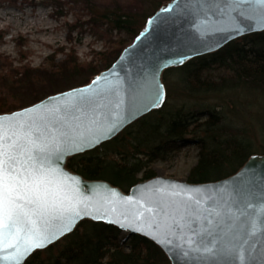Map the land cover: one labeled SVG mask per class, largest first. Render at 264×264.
<instances>
[{"label": "water", "instance_id": "obj_1", "mask_svg": "<svg viewBox=\"0 0 264 264\" xmlns=\"http://www.w3.org/2000/svg\"><path fill=\"white\" fill-rule=\"evenodd\" d=\"M260 31L261 0H168L88 83L0 113V152L19 161L25 160L22 151L38 157L48 187L67 209L31 217L35 231L12 229L4 235L0 229V264H22L84 219L148 238L169 264H264V153L252 154L236 172L217 180L192 183L156 175L127 192L65 166L68 157L97 147L160 108L166 99L165 69ZM29 237L48 242L27 253Z\"/></svg>", "mask_w": 264, "mask_h": 264}, {"label": "trees", "instance_id": "obj_2", "mask_svg": "<svg viewBox=\"0 0 264 264\" xmlns=\"http://www.w3.org/2000/svg\"><path fill=\"white\" fill-rule=\"evenodd\" d=\"M52 1L58 6L69 4L82 14L85 20L79 17L76 22L94 29L106 47L94 52L86 62L79 60L71 47L62 59L56 60V54L51 53L37 67L14 64V60L0 53V113L88 83L112 64L147 17L168 0H129L113 6L97 0ZM3 33L0 30V41ZM243 36L252 44L249 50L244 47L246 41L239 45L237 40H231L219 51L196 56L174 68L176 72H185V84H167L166 99L160 108L141 116L97 147L68 157L65 166L85 179L106 180L127 192L137 182L156 176L152 164L165 160L171 151L181 147L195 145L199 149L197 160L185 177V181L192 183L226 177L252 154L264 153V121L256 124L249 120V126L232 125L222 111L214 107L193 111L181 97L185 93L196 98L216 92L226 86L223 82L227 79L264 93V31ZM248 51H252L251 57L246 56ZM234 54L238 59L233 61L239 66H235L232 77L220 81L202 77L208 59ZM19 56L20 61L26 58L21 50ZM254 116L261 120L263 114ZM22 264H169V261L154 242L140 234H127L114 225L84 219L58 241L35 250Z\"/></svg>", "mask_w": 264, "mask_h": 264}, {"label": "rangeland", "instance_id": "obj_3", "mask_svg": "<svg viewBox=\"0 0 264 264\" xmlns=\"http://www.w3.org/2000/svg\"><path fill=\"white\" fill-rule=\"evenodd\" d=\"M97 1L113 6L116 3L126 4L129 0ZM79 17L85 20L71 5L58 6L52 0H0V30L4 32L0 41V53L14 60V64L29 63L37 67L43 64L45 57L51 53L56 54V60L62 59L64 53L72 47L79 60L89 61L94 52L105 49L106 44L94 29L86 25L79 26L76 22ZM243 37L234 40H237L239 45L246 41L244 47L249 50L252 44L248 42V38L244 40ZM20 50L26 55L23 61L19 60ZM246 56L251 57L252 51H248ZM233 59H238L236 54L224 58L217 55L214 59H208V68L202 73V77L212 81L232 77L235 66H239ZM180 66L167 68L162 73L165 87L174 82L182 86L185 84V72H176L174 69ZM223 84L226 85L224 88L200 94L196 98H190L185 93L186 96H181L182 101L193 111L214 107L222 111L232 125L236 123L237 126H249V120L256 124L259 123L257 121H264L263 92L251 89L248 85H235L229 79ZM171 93L174 95L175 92L172 90ZM256 113L263 114L261 120L255 119ZM198 150L195 145L181 147L171 151L165 160L154 162L152 167L156 175L185 180L189 169L197 160Z\"/></svg>", "mask_w": 264, "mask_h": 264}, {"label": "snow or ice", "instance_id": "obj_4", "mask_svg": "<svg viewBox=\"0 0 264 264\" xmlns=\"http://www.w3.org/2000/svg\"><path fill=\"white\" fill-rule=\"evenodd\" d=\"M261 3H264V0H261ZM21 155L25 156V160L19 161L17 156L9 154L6 150L0 152V156L4 157L0 159V183L3 185V192L0 193V229L6 230L4 235L12 229H16L17 234L24 229L35 231L33 227L35 222L31 217L43 218L67 210L62 208L56 194L48 187L50 181L45 179L46 173L39 166L38 157L23 151ZM17 164L19 168L15 167ZM205 221L212 223L207 217ZM216 223L219 226L218 220ZM191 230L199 239L203 238L201 234L195 233L194 228ZM47 242L46 239L29 237V245L25 252L30 253L35 248H42ZM197 242L199 240L191 241Z\"/></svg>", "mask_w": 264, "mask_h": 264}]
</instances>
